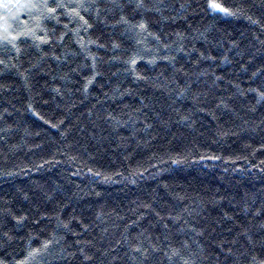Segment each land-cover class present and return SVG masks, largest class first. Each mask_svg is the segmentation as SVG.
<instances>
[{
    "label": "trees",
    "instance_id": "obj_1",
    "mask_svg": "<svg viewBox=\"0 0 264 264\" xmlns=\"http://www.w3.org/2000/svg\"><path fill=\"white\" fill-rule=\"evenodd\" d=\"M25 2L0 264H264V0Z\"/></svg>",
    "mask_w": 264,
    "mask_h": 264
},
{
    "label": "rangeland",
    "instance_id": "obj_2",
    "mask_svg": "<svg viewBox=\"0 0 264 264\" xmlns=\"http://www.w3.org/2000/svg\"><path fill=\"white\" fill-rule=\"evenodd\" d=\"M26 0H0V31L4 32L7 22L19 12ZM10 27V26H9Z\"/></svg>",
    "mask_w": 264,
    "mask_h": 264
},
{
    "label": "snow or ice",
    "instance_id": "obj_3",
    "mask_svg": "<svg viewBox=\"0 0 264 264\" xmlns=\"http://www.w3.org/2000/svg\"><path fill=\"white\" fill-rule=\"evenodd\" d=\"M45 7H47V5H45ZM57 7H64V5H57ZM209 8L212 9V10L219 9L220 11H223V12H225L227 14H232V13L229 12L228 9L222 8L221 5L218 4V3H214V2L210 3L209 4ZM48 11L50 13H55L56 9L55 8H48ZM73 11L75 12V9H73ZM76 14L79 15V13H76ZM81 19H83V17H81ZM141 27H144V25H141Z\"/></svg>",
    "mask_w": 264,
    "mask_h": 264
}]
</instances>
